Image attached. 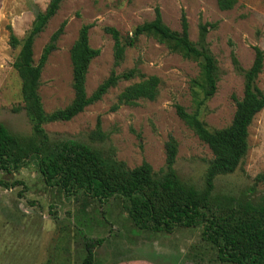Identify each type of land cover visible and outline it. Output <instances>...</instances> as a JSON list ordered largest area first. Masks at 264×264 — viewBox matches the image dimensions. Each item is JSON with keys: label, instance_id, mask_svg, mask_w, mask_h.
<instances>
[{"label": "rangeland", "instance_id": "374dc122", "mask_svg": "<svg viewBox=\"0 0 264 264\" xmlns=\"http://www.w3.org/2000/svg\"><path fill=\"white\" fill-rule=\"evenodd\" d=\"M48 3L49 0H0V122L15 135L29 136L31 122L23 107L20 79L13 68L19 47L9 45V33L12 31L22 39L37 12L43 11ZM155 6L159 7L163 22L173 30H180V13L184 10L192 42L198 41L200 21L216 23L205 39L216 60L218 74L216 90L210 98L202 100L194 83L200 76L199 61L170 51L153 36L141 35L133 47L126 49L123 60L114 65L113 41L104 27L112 26L126 36L138 24L153 19ZM63 20H66L63 34L40 76L38 93L45 112L63 108L73 99L69 51L80 27L86 23L93 24L89 44L100 51L88 66L87 95L112 71L120 74L134 66L145 76H157L160 84L155 99L116 106L118 94L139 77L121 79L72 119L44 124L45 132L52 139H75L90 144L101 149L107 158L123 161L129 168L147 161L154 172L164 166V144L172 136L178 146L174 164L177 174L203 188L212 154L178 117L175 104L192 111L196 102L202 100L199 116L208 128L230 124L234 97L239 99L243 94V77L235 70L231 53L247 69L254 58L253 47L264 51V0H237L227 10L219 9L216 0H62L34 39L35 62ZM257 85L264 93V62ZM97 120L108 138L91 142L88 136ZM247 140L248 150L242 163L232 173L215 178V193H231L264 204V182L255 180L264 170V109L253 117ZM0 181L6 183L0 185V264H81L84 252L80 232L105 238L94 248V264H168L162 259L167 249L164 234L137 229L124 214L119 198H111L100 207L90 196L65 195L61 189L44 184L35 160L15 171L0 169ZM172 233L178 239L174 244L178 248L202 240L200 228H176ZM202 253L201 259L189 256L183 264H228L216 262L208 252Z\"/></svg>", "mask_w": 264, "mask_h": 264}, {"label": "trees", "instance_id": "16d2710c", "mask_svg": "<svg viewBox=\"0 0 264 264\" xmlns=\"http://www.w3.org/2000/svg\"><path fill=\"white\" fill-rule=\"evenodd\" d=\"M62 0H49L43 11L37 12L27 34L18 39L9 33V45L19 47L13 68L20 79V95L23 107L31 122L29 136L15 135L0 122V169L15 171L30 160H35L38 172L48 187H57L65 195L83 194L96 199L99 206L111 198H119L124 214L139 230L171 233L176 228H200L201 239L215 249L214 260L228 264H264V204L248 197L231 193H215V178L232 173L243 161L248 150V127L253 117L264 109V93L257 85L262 70L264 51L254 46V58L249 68H242L234 53H231L235 70L243 77V94L234 97L235 110L230 124L219 129H210L200 119L199 106L210 98L218 81L217 65L205 41L206 34L216 27L215 22L198 24V41L188 36V23L184 10L180 13V30L169 28L162 20L158 6L154 17L134 27L130 34L122 36L112 27L104 32L113 41V61L118 65L128 47H133L141 35H150L164 43L172 52L185 58L199 61L200 76L194 83L203 99L196 108L187 111L175 104L178 117L193 130L211 151L212 158L204 176V187L198 188L177 174L174 164L177 142L170 136L164 144L165 163L159 172H154L147 161L129 168L123 161L107 158L104 152L75 139H52L43 125L54 121H68L85 107L98 101L119 80L139 77L118 94L117 105H134L139 99L153 100L158 95L160 79L155 75L145 76L134 66L120 74L112 71L96 89L87 95L85 80L91 60L99 54L89 44L92 23L83 24L78 37L69 51L72 75L73 99L63 108L50 113L44 111L38 87L42 69L56 43L63 34L66 20L51 34L37 62L33 59V42L43 31L48 20L57 12ZM237 0H216L221 10L231 9ZM89 140L105 141L100 121L89 133ZM264 182V170L255 177ZM2 183L0 181V185ZM101 209V214L103 217ZM80 232V231H79ZM85 255L81 264H94V248L104 241L80 232Z\"/></svg>", "mask_w": 264, "mask_h": 264}, {"label": "crops", "instance_id": "0c3cea01", "mask_svg": "<svg viewBox=\"0 0 264 264\" xmlns=\"http://www.w3.org/2000/svg\"><path fill=\"white\" fill-rule=\"evenodd\" d=\"M185 229H189V228H185ZM153 233H156V234L162 233L165 236V240H166L165 245H166L167 249H166V251L163 252L164 254H163V258L162 259L164 261H166L168 264H183L184 262L187 261L186 259H188L189 256H190L189 258H199V259H201L200 256H203L202 251L205 254L208 252L209 256L213 255V257H215V249L213 247H211V245L209 243H207L206 241L201 240V241H199L197 243L188 244L187 248L186 247L185 248H178L179 245H178V247H176V245H174L175 242L178 241L176 236H174V233H172V232L171 233L153 232ZM153 247H154V245H153ZM95 255L96 254L94 253V256ZM155 255L157 257L161 256V255L158 256L157 253ZM171 256H173V257H171ZM156 259H158V258H156ZM94 260H95V258H94Z\"/></svg>", "mask_w": 264, "mask_h": 264}, {"label": "flooded vegetation", "instance_id": "af4514ba", "mask_svg": "<svg viewBox=\"0 0 264 264\" xmlns=\"http://www.w3.org/2000/svg\"><path fill=\"white\" fill-rule=\"evenodd\" d=\"M82 244H83V243H82ZM83 248H84V247H83ZM83 248H82V250H83V252H84V254H83V256H84V255H85V249H83ZM93 252H94V250H93ZM83 256H82V258H83ZM82 258H81V259H82Z\"/></svg>", "mask_w": 264, "mask_h": 264}]
</instances>
